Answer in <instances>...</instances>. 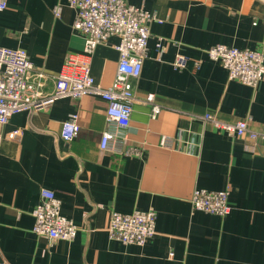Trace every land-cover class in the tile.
Wrapping results in <instances>:
<instances>
[{
    "label": "crops",
    "instance_id": "crops-1",
    "mask_svg": "<svg viewBox=\"0 0 264 264\" xmlns=\"http://www.w3.org/2000/svg\"><path fill=\"white\" fill-rule=\"evenodd\" d=\"M125 1L160 20L149 25L141 73L131 82L129 125L108 123L105 101L85 95L17 112L0 126V256L7 264H264V142L252 148L202 119L250 118L252 128L264 129V80L254 88L230 80L205 52L224 44L264 53V0ZM74 17L67 0H8L0 11V46L26 51L33 71L44 73L30 79L42 95L52 92L68 55L88 60L95 83L113 81L118 37L87 57ZM177 54L187 60L182 68L172 64ZM148 93L160 105L154 117ZM71 114L79 131L66 142L61 123ZM17 128L22 133L9 137ZM105 130L117 137L100 149ZM127 147L140 155L124 154ZM41 188L56 194L61 214L78 227L73 240L32 231ZM196 188L227 189L229 213L193 209ZM135 209L155 211V234L142 246L111 239L110 211Z\"/></svg>",
    "mask_w": 264,
    "mask_h": 264
},
{
    "label": "built area",
    "instance_id": "built-area-1",
    "mask_svg": "<svg viewBox=\"0 0 264 264\" xmlns=\"http://www.w3.org/2000/svg\"><path fill=\"white\" fill-rule=\"evenodd\" d=\"M8 0H0V11L7 7ZM74 9L73 28L84 37L83 53L88 57L95 48L105 43L110 36L119 39L115 48L118 51L116 71L112 83L102 87L95 83L87 59L68 55L61 70L54 77L51 93L42 95L37 89L40 82H32L44 77L43 72H34L26 51L22 48L0 46V126L8 123L10 117L20 111H31L47 108L59 98H81L85 95L100 97L106 103L105 119L115 123L117 127L126 129L129 125L134 94L132 79H136L142 69V62L147 53V41L150 36L149 25L158 20L154 13L127 3L125 0H67ZM55 14L59 7H55ZM160 40L156 43L158 58L162 48ZM213 61H218L227 70L228 79L238 81L250 87H256L264 80V53L249 48H237L224 44H213L205 49ZM187 60L177 54L173 66L182 68ZM200 62L196 61V65ZM155 95L148 93L144 101L150 106L151 117L160 110ZM202 119L212 128L222 131L231 137L248 140L252 148H258L264 142V129L250 126V118L236 122H225L217 119L212 113H205ZM60 137L66 142L72 141L78 134L77 114H71L61 123ZM22 133L17 128L9 133L16 137ZM117 134L103 131L100 135V149H106L108 143L116 139ZM2 135L0 134V141ZM166 139L161 137V143ZM140 149L127 147L124 154L139 156ZM190 202L193 209L224 217L230 211L228 190H207L196 188L192 191ZM33 217L32 231L49 240H67L75 238L78 227L72 220L60 212V200L47 188H41L39 199L31 210ZM108 235L111 239L123 244L142 246L156 232L155 211L133 210L123 213L111 210L107 223ZM171 256L172 252L169 251ZM0 264L7 262L0 256Z\"/></svg>",
    "mask_w": 264,
    "mask_h": 264
}]
</instances>
